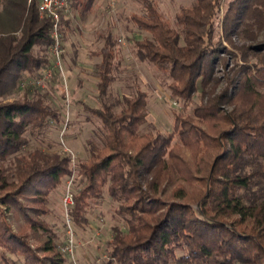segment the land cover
Wrapping results in <instances>:
<instances>
[{"label": "trees", "instance_id": "16d2710c", "mask_svg": "<svg viewBox=\"0 0 264 264\" xmlns=\"http://www.w3.org/2000/svg\"><path fill=\"white\" fill-rule=\"evenodd\" d=\"M220 3L196 0L176 14V28L151 0L131 17L149 34L134 43L136 58L167 75L171 97L188 108L201 89L200 103L189 116L176 114L168 134L144 132L147 92L110 93L119 39L101 35L93 55L99 107L83 105L94 128L71 215L78 232L94 206L115 205L127 232L112 228L107 264H264V0H227L224 38L254 63L233 69L217 94L215 68L234 54L217 37ZM63 22L65 34L71 19ZM51 29L39 0H0V264L68 263L44 217L71 175L70 157L40 140L61 123L62 109L32 86L23 100L3 101L26 73L37 78L51 66ZM30 137L43 146L31 148Z\"/></svg>", "mask_w": 264, "mask_h": 264}, {"label": "rangeland", "instance_id": "374dc122", "mask_svg": "<svg viewBox=\"0 0 264 264\" xmlns=\"http://www.w3.org/2000/svg\"><path fill=\"white\" fill-rule=\"evenodd\" d=\"M101 1L97 3V8H105L103 12L104 16L102 15V17H99L94 22H89L87 15H81L82 19L80 20L70 18L72 20L71 27L63 34L66 48L63 60V72L67 87L63 83V78L59 74H56L55 81L52 84H47L44 89H41L42 94L47 95V101L51 105L62 109V121L58 125L49 127L47 134L40 136V140H44L45 144L58 145L57 148L55 146L56 150L68 156L69 154L63 149L61 144L60 131L68 109L65 98L67 96L70 98L69 112L71 123L64 141L76 156V162L75 165L70 162V177L64 179L62 186L50 195L48 203L50 214L44 217V220L57 231L62 240L65 237L63 200L70 180L72 178H74V181L78 179L81 171L80 165L88 159L85 144L89 136L88 134L94 128L85 119L89 114L84 111L83 105L94 108L99 107L96 90L98 78L93 65L99 62L100 59L93 55L98 53L102 47L100 45L102 40L99 39L100 34L104 35L108 31H112L115 37L119 39L118 50H120V53L116 56L113 73L115 82L110 89L113 97L120 98L122 95H133L138 90L147 92L149 95L148 125L145 127L144 132L157 131L163 134L172 132L175 115H191L193 107L201 101L200 89L194 96L193 104L185 108L182 103L177 102L171 97V93L167 88L169 84L167 75L155 66L149 63H142L136 58L134 43L149 37L148 33L139 30L131 22L133 15H144L143 0ZM151 1H153L158 11L163 14L167 23L171 27L176 28V14L182 8L193 5L196 0ZM109 3L111 4L109 5ZM226 3L227 0H221L216 22V33L217 37L220 38L222 47L234 54H229V52L222 54V62L215 68V77L220 80V86L216 91L217 94L226 86V81L233 69L244 64L252 66L254 63L252 58V60L249 59L248 64L244 63L236 50L224 38L222 22L225 17ZM93 9L95 10V8ZM71 14L73 15V12ZM94 14L92 13L91 15ZM90 29H94L96 32L93 30L94 32L89 33ZM95 33H99V36ZM219 38H216V40ZM234 42L238 45L241 44L235 38ZM234 55L237 56L235 57ZM29 77L30 74L26 73L24 79L20 82V87L15 90L13 95L4 98L3 101L23 100L27 87L22 88L21 83ZM225 110L231 111L232 107L227 106ZM40 140L32 139L31 148L43 146ZM10 160L7 163H10ZM13 162L11 160V163ZM71 189L74 192L73 186ZM117 225H120L127 232V226L115 215V205H112L107 200L106 203L98 207L94 206L89 215V224L85 230H78L77 232L75 227L78 244L77 256L82 264H104L107 243L112 237V228Z\"/></svg>", "mask_w": 264, "mask_h": 264}, {"label": "built area", "instance_id": "2783aa9c", "mask_svg": "<svg viewBox=\"0 0 264 264\" xmlns=\"http://www.w3.org/2000/svg\"><path fill=\"white\" fill-rule=\"evenodd\" d=\"M39 12L41 18H49L52 20V29L50 37L52 40L51 47L49 48V54L51 56V66L45 68L40 72V76L37 78L29 77L21 83L22 88L32 86L39 89H44L48 84H52L55 81L56 74L63 78V83L67 87V82L63 72V60L66 54V48L64 45V17L71 15L70 0H39ZM67 93V91H66ZM65 102L68 106L64 124L60 131V140L63 149L69 154L70 162L75 165L76 156L66 145L64 138L69 131L71 119H70V98L67 96ZM74 178H72L68 184V189L65 194L63 202L64 210V226H65V237L63 243L58 245L60 252L65 255L68 259L67 264H82L77 256L78 244L74 221L71 215V209L74 206V192L72 186ZM108 263V257L104 256V264Z\"/></svg>", "mask_w": 264, "mask_h": 264}, {"label": "crops", "instance_id": "0c3cea01", "mask_svg": "<svg viewBox=\"0 0 264 264\" xmlns=\"http://www.w3.org/2000/svg\"><path fill=\"white\" fill-rule=\"evenodd\" d=\"M86 1H87V3H86ZM101 0H72L71 1V8H72V10H71V13L73 12V15L71 14L70 16H69V18H72V19H77V20H80V19H82V16L81 15H87V17L89 18V22H94V21H96V20H98L99 19V17H102V15H103V12H104V9L105 8H103V7H99V8H97V3H99ZM111 1V0H110ZM101 2H105V0H102ZM108 2H109V0H108ZM119 3V2H118ZM111 3H109V5H110ZM116 5H117V3H116ZM93 8H95V10L93 9ZM97 8V9H96ZM92 13H95L94 15H91ZM105 13H107V12H105ZM88 15H90V16H88ZM98 15H100V16H98ZM104 16V15H103ZM91 17V18H90ZM83 21H84V19H83ZM71 24H72V20H71ZM94 29H90V31H89V33H91V32H94L93 31ZM96 32V31H95ZM96 35H98L99 36V33L97 34V33H95ZM99 39L101 40V34H100V36H99ZM102 47H103V41H102V43L100 44ZM101 47V48H102ZM100 48V49H101ZM99 58V57H98ZM98 63V62H97ZM93 64V63H92ZM95 65H96V63H94V67H95ZM92 131V130H91ZM84 151H85V149H84ZM85 154V153H84Z\"/></svg>", "mask_w": 264, "mask_h": 264}]
</instances>
